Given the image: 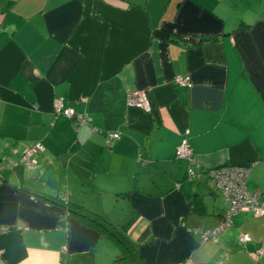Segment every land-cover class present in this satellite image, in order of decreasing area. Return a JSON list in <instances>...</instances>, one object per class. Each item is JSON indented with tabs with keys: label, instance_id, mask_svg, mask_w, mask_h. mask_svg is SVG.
<instances>
[{
	"label": "crops",
	"instance_id": "1",
	"mask_svg": "<svg viewBox=\"0 0 264 264\" xmlns=\"http://www.w3.org/2000/svg\"><path fill=\"white\" fill-rule=\"evenodd\" d=\"M140 91L148 111L127 104ZM57 98L90 121L55 116ZM186 131L195 165H252L247 189L264 200V0H0V264L119 254L38 192L101 213L145 264H264V214H234L217 240L195 231L227 202L205 172L186 178Z\"/></svg>",
	"mask_w": 264,
	"mask_h": 264
},
{
	"label": "built area",
	"instance_id": "2",
	"mask_svg": "<svg viewBox=\"0 0 264 264\" xmlns=\"http://www.w3.org/2000/svg\"><path fill=\"white\" fill-rule=\"evenodd\" d=\"M177 86L191 87L192 82L189 75L178 74L174 78ZM127 104L136 106L145 111L150 109V103L146 91L128 93ZM53 114L55 116H64L73 120L77 127L87 124L90 121L88 116L79 114L75 108L68 107L64 101L57 98L53 102ZM188 131L185 132L179 146L176 148L175 157L185 159L188 166L185 176L189 180L199 179L205 172L210 178L213 186L222 192L227 202V208L222 216V220L215 229H196L200 234L202 241L217 240L218 235L230 227L232 216L238 212L249 211L255 215L264 214V200H260L258 191H249L246 186L247 178L251 171L252 165L245 167H234L230 165H220L215 168L202 170L194 164L193 149L188 141ZM119 132H108L106 136V147L111 148L114 142L119 139ZM45 149L42 142L37 141L30 146L22 155V160L29 166L35 163L33 157L39 151ZM242 242L249 240V236L244 234L240 237ZM259 255H264V249L257 250Z\"/></svg>",
	"mask_w": 264,
	"mask_h": 264
},
{
	"label": "trees",
	"instance_id": "3",
	"mask_svg": "<svg viewBox=\"0 0 264 264\" xmlns=\"http://www.w3.org/2000/svg\"><path fill=\"white\" fill-rule=\"evenodd\" d=\"M158 33H162V31L160 30ZM37 196L59 205L66 212L64 219L67 218V215L75 216L82 224L96 229L111 239L119 248V254L113 260V264H145L138 246L101 213L69 199H61L41 192H38Z\"/></svg>",
	"mask_w": 264,
	"mask_h": 264
}]
</instances>
